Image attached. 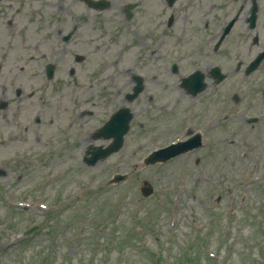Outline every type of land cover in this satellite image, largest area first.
Returning <instances> with one entry per match:
<instances>
[{
	"label": "rangeland",
	"instance_id": "1",
	"mask_svg": "<svg viewBox=\"0 0 264 264\" xmlns=\"http://www.w3.org/2000/svg\"><path fill=\"white\" fill-rule=\"evenodd\" d=\"M16 1H0V100L7 102L0 109V264H264V61L242 74L264 42V0H203L190 10V19L206 12L208 39L243 7L216 61L182 64L205 72L213 63L225 74L219 83L206 75L197 97L143 44L126 34L115 44L117 22L106 13L98 15L104 20L84 15L78 0ZM253 1L256 26L247 29ZM69 2L77 32L54 54L47 79L51 55L41 59L35 47L48 29L34 12ZM8 19L15 39L28 38L19 49L7 48ZM201 25L190 23L186 34ZM134 78L142 89L127 100ZM121 105L133 115L122 147L87 165V149L111 142L96 131ZM195 131L200 148L143 163L154 148ZM116 174L125 179L114 182ZM146 183L152 191L144 195Z\"/></svg>",
	"mask_w": 264,
	"mask_h": 264
},
{
	"label": "water",
	"instance_id": "2",
	"mask_svg": "<svg viewBox=\"0 0 264 264\" xmlns=\"http://www.w3.org/2000/svg\"><path fill=\"white\" fill-rule=\"evenodd\" d=\"M263 55L264 52L259 54L258 57L252 62V64H256ZM127 120H128V115H126L125 111L121 109L108 122L104 131L106 132L107 136L110 135L114 137V142L105 150L104 154L102 155L108 154L109 152L114 151L120 147L122 143V135L127 130ZM197 146H199V138H194V139L192 138L187 142L177 143L163 150H160L159 152L153 154L148 160H150L151 162L156 160L164 161L176 154L185 152ZM150 190H151L150 188H147L146 192H144V195L149 194Z\"/></svg>",
	"mask_w": 264,
	"mask_h": 264
}]
</instances>
